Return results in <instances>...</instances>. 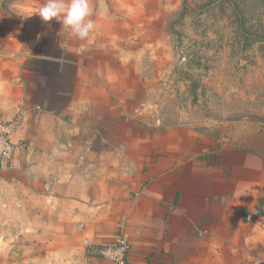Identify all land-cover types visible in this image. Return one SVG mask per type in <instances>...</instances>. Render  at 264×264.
<instances>
[{"label": "crops", "instance_id": "1", "mask_svg": "<svg viewBox=\"0 0 264 264\" xmlns=\"http://www.w3.org/2000/svg\"><path fill=\"white\" fill-rule=\"evenodd\" d=\"M33 70L0 99L19 120L0 193L16 217L7 229L20 232L0 264H112L94 251L121 231L128 264H264V135L245 147L188 130L131 150L95 143L92 113L77 108L92 99L82 68L56 93L62 108L33 86Z\"/></svg>", "mask_w": 264, "mask_h": 264}, {"label": "rangeland", "instance_id": "2", "mask_svg": "<svg viewBox=\"0 0 264 264\" xmlns=\"http://www.w3.org/2000/svg\"><path fill=\"white\" fill-rule=\"evenodd\" d=\"M45 2L0 0V99L34 68L33 86L62 108L56 93L80 67L95 143L131 150L188 130L245 147L264 135V0H90L84 41L42 22ZM10 206L0 193V259L20 235Z\"/></svg>", "mask_w": 264, "mask_h": 264}, {"label": "clouds", "instance_id": "3", "mask_svg": "<svg viewBox=\"0 0 264 264\" xmlns=\"http://www.w3.org/2000/svg\"><path fill=\"white\" fill-rule=\"evenodd\" d=\"M38 15L45 23L58 21L80 41L86 40L96 27L90 0H46L39 8ZM105 254L112 259L116 258L111 250Z\"/></svg>", "mask_w": 264, "mask_h": 264}, {"label": "built area", "instance_id": "4", "mask_svg": "<svg viewBox=\"0 0 264 264\" xmlns=\"http://www.w3.org/2000/svg\"><path fill=\"white\" fill-rule=\"evenodd\" d=\"M18 119H7L0 111V171L12 167L18 145L13 141V134L18 126ZM111 250L116 254L112 259L105 253ZM131 254V245L125 232L121 231L112 244H106L94 251V255L112 264H128Z\"/></svg>", "mask_w": 264, "mask_h": 264}, {"label": "water", "instance_id": "5", "mask_svg": "<svg viewBox=\"0 0 264 264\" xmlns=\"http://www.w3.org/2000/svg\"><path fill=\"white\" fill-rule=\"evenodd\" d=\"M61 137L62 138L64 137V130L63 129L61 130Z\"/></svg>", "mask_w": 264, "mask_h": 264}]
</instances>
